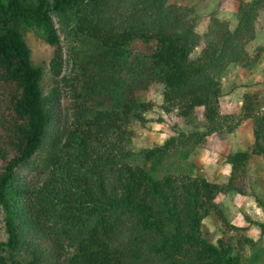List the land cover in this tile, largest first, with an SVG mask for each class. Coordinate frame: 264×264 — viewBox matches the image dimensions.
Returning a JSON list of instances; mask_svg holds the SVG:
<instances>
[{
  "label": "trees",
  "instance_id": "trees-1",
  "mask_svg": "<svg viewBox=\"0 0 264 264\" xmlns=\"http://www.w3.org/2000/svg\"><path fill=\"white\" fill-rule=\"evenodd\" d=\"M237 1L235 26L213 13L200 33L194 8L171 0H0V264H264V245L217 201L234 192L264 210L253 185L264 181L254 167L264 158L260 94L246 92L239 113L220 103L228 68L251 71L264 50H250L264 0ZM28 31L55 47L50 73L64 89H46ZM155 85L160 103L147 100ZM155 109L189 129L136 152ZM247 120L254 142L226 155V180H210L192 155ZM212 214L217 239L203 227Z\"/></svg>",
  "mask_w": 264,
  "mask_h": 264
},
{
  "label": "rangeland",
  "instance_id": "rangeland-1",
  "mask_svg": "<svg viewBox=\"0 0 264 264\" xmlns=\"http://www.w3.org/2000/svg\"><path fill=\"white\" fill-rule=\"evenodd\" d=\"M171 3L191 5L194 8V15L198 16V29L200 33L205 32L210 16L213 13L221 18L230 20L232 26L237 24V0H171ZM55 20L56 25L59 27L56 17ZM61 35L65 58L62 75H65L70 73L72 63L69 61L68 57V39L62 32ZM26 39L32 49L35 63L43 64L47 67V76L44 81L46 89L50 90L57 82L64 89L63 85L59 82L61 78L54 77V75L50 73L49 65L55 47L42 40L34 31H28ZM259 47L264 49V10L259 17L257 38L250 50L254 53ZM200 51L201 47L197 48L193 55L197 56ZM222 83L224 87V95L220 102L222 112L239 113L243 104V95L246 92L252 91L259 92L262 102L261 111L264 112V50L260 63L253 70L243 71L239 66H230L222 77ZM147 100L160 103L162 101V86H153L152 90L147 94ZM70 103V97L63 93L61 98L62 111L60 112L62 124L66 121V115L69 116ZM148 117L150 121L145 126H139L137 128V136L133 143V148L136 152L140 151L143 147L163 143L177 131L189 129V125H187L183 119L176 115L165 114L159 109H155L148 113ZM252 126V122L247 120L235 133L228 135V138L224 140L216 135H212L208 138L207 143L203 147H199L195 151L191 159L203 169L210 180L217 182L226 180L230 172V166L225 162L226 155L233 151L246 149L254 142ZM254 167L259 170V175L264 179V158L258 159ZM22 174L33 179L35 178L36 172L30 168H24ZM252 175L254 179H256V174L252 173ZM253 185L257 194L264 199V181L258 180V182L256 184L253 183ZM217 201L225 207L234 224L249 226L250 228L247 234L259 241L260 245H264V231L262 232L259 226L251 225L246 220V216H249L254 220L264 222V210L259 206L254 197L243 196L231 192L228 194H220ZM219 225L220 221L214 214L206 217L203 222L204 229L210 230L215 235V239L222 235V230ZM5 237V233L2 231L0 233V238L5 239Z\"/></svg>",
  "mask_w": 264,
  "mask_h": 264
},
{
  "label": "crops",
  "instance_id": "crops-1",
  "mask_svg": "<svg viewBox=\"0 0 264 264\" xmlns=\"http://www.w3.org/2000/svg\"><path fill=\"white\" fill-rule=\"evenodd\" d=\"M252 144V143H251Z\"/></svg>",
  "mask_w": 264,
  "mask_h": 264
}]
</instances>
